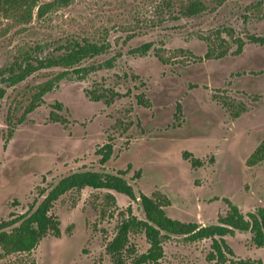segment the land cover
<instances>
[{
    "label": "rangeland",
    "instance_id": "374dc122",
    "mask_svg": "<svg viewBox=\"0 0 264 264\" xmlns=\"http://www.w3.org/2000/svg\"><path fill=\"white\" fill-rule=\"evenodd\" d=\"M181 1L71 0L26 23L0 13V220L83 169L121 172L137 195L184 222H217L229 211L226 194L243 213L264 207V160L248 163L264 138V40L250 39L264 38V0H202L192 16L179 12ZM75 41L102 50L71 68L37 63ZM214 43L226 52L207 57ZM25 52L34 69L12 83L8 68L17 59L24 66ZM45 83L50 89L30 110ZM106 145L111 153L101 162ZM145 160L155 175H144ZM155 177L184 205L168 200ZM215 178L225 194L212 192ZM52 212L60 234L47 233L30 251L0 248V264H116L108 246L118 226L130 213L143 217L139 197L90 186L61 195ZM224 238L232 251L222 264H264L251 232ZM149 245L144 232L131 231L125 264ZM162 245L157 264L219 263L209 257L210 238L170 235Z\"/></svg>",
    "mask_w": 264,
    "mask_h": 264
},
{
    "label": "trees",
    "instance_id": "16d2710c",
    "mask_svg": "<svg viewBox=\"0 0 264 264\" xmlns=\"http://www.w3.org/2000/svg\"><path fill=\"white\" fill-rule=\"evenodd\" d=\"M71 0H49L40 2V0H0V13L5 18L14 19L17 22H29L33 15L42 16L58 5L68 4ZM202 0H185L180 2L179 12L184 16H192L200 13L204 9ZM253 41H263V37L251 35ZM237 48L234 53H239L242 50V41L236 38ZM214 43L208 46L205 55L222 56L226 48L219 50ZM102 48L94 43L81 44L77 41L73 42L67 50L61 54L53 55L45 59H37L40 66L45 63L49 66H59L71 68L78 64L82 59L99 54ZM219 50V51H217ZM32 56L26 52L22 56L25 65L18 59L14 64L9 66V76L12 83L24 79L33 71L34 66L31 62ZM8 73V72H7ZM8 76V77H9ZM50 89L48 83L37 92L35 101L30 102L29 109L31 110L37 105L45 91ZM3 95V90L0 91V96ZM98 96H95V99ZM11 129H9V134ZM108 148L100 159L101 162L110 156L111 146ZM264 160V138L256 146L251 153L248 163L256 164ZM192 161L199 163L198 159ZM107 188L113 189L122 194L128 195L131 199L139 197L140 205L143 210V217L138 218L132 213L125 218L118 226L117 235L108 246L112 259L116 264H125L123 260V250L128 242V234L131 231L144 232L149 247L145 252L140 253L134 260L133 264H142L151 262L157 264L158 260L163 255L162 242L165 237L170 235H181L191 240L210 238L212 251L209 254L211 259L218 258L222 264L227 260L226 254L231 252L228 246L225 235L232 234L235 230L249 231L252 233V241L257 246H264V207L260 206L255 211L243 213L236 205L231 204L229 211L218 217L217 222L206 225H199L195 222H184L176 218L168 216L164 210V206L158 200L144 194H136L133 185L130 184L121 172L118 174L94 169H83L72 171L63 175L49 187L43 188L39 198L26 212L18 214L15 217L0 220V248L6 252L30 251L38 242L47 234L52 233L55 236L60 234L59 218L52 212L54 203L59 197L70 190H80L84 187ZM238 262L237 264H242Z\"/></svg>",
    "mask_w": 264,
    "mask_h": 264
},
{
    "label": "flooded vegetation",
    "instance_id": "af4514ba",
    "mask_svg": "<svg viewBox=\"0 0 264 264\" xmlns=\"http://www.w3.org/2000/svg\"><path fill=\"white\" fill-rule=\"evenodd\" d=\"M168 132H170V131H168ZM148 141H149V142H153V143L156 144V145L159 144V145H161V146H163V144L165 143L163 140H162L163 142L160 141V140H157V139L155 138V136H153V135L150 136V139H149ZM159 145H157V146H159ZM134 146H136V144H134V145L131 147V149L128 151L127 154H129L130 152H132V151L135 150ZM127 154H126V155H127ZM140 164H141V167H142V170H143L145 176L155 175L156 172H157V170H158L156 166H152V167H150V165L148 164L147 160H145L144 162H140ZM114 174H118V173H114ZM123 176H124V174H123ZM152 179H154L156 182H160V183H161L162 188H163V190H164V193H165L166 197L168 198V200L172 201L174 204H180V203H181V202H179L178 199H177V200L175 199V193H174V192L172 191V189L166 184V182H165V178L161 177L160 181H158V178H157V177L152 178ZM163 180H164V183H165V184L163 183ZM212 190H213L212 192L216 193V195L225 194V193L223 192V190L221 189V187L219 188V184L216 183V178H215V185H214V188H213ZM232 196H233L232 194H226L225 197H228V198H223L224 201H226L227 204H229V208H230V205H231V204L236 205V204L231 200V199H232ZM237 199H239V198H237ZM236 201L239 202V200H236ZM180 205H184L183 202H182ZM236 206L239 208L238 205H236ZM258 207H260V206H258ZM258 207H256V208H258ZM256 208H255V209H252V210H250V211H255ZM248 212H249V211H248Z\"/></svg>",
    "mask_w": 264,
    "mask_h": 264
}]
</instances>
